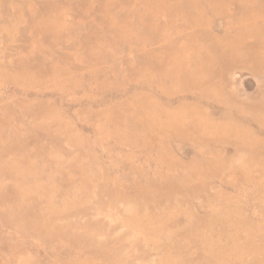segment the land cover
I'll use <instances>...</instances> for the list:
<instances>
[{"label": "rangeland", "instance_id": "rangeland-1", "mask_svg": "<svg viewBox=\"0 0 264 264\" xmlns=\"http://www.w3.org/2000/svg\"><path fill=\"white\" fill-rule=\"evenodd\" d=\"M0 264H264V0H0Z\"/></svg>", "mask_w": 264, "mask_h": 264}]
</instances>
